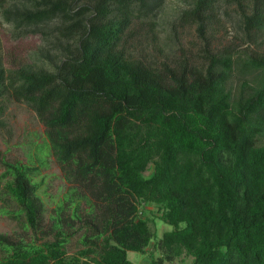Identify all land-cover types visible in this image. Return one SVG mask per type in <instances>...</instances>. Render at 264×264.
Returning <instances> with one entry per match:
<instances>
[{
  "label": "trees",
  "instance_id": "16d2710c",
  "mask_svg": "<svg viewBox=\"0 0 264 264\" xmlns=\"http://www.w3.org/2000/svg\"><path fill=\"white\" fill-rule=\"evenodd\" d=\"M225 2L239 10L247 40L264 37V0ZM163 3L0 0L14 37L41 36L49 49L38 53L50 67L42 60L6 68L0 52V116L10 96L45 128L28 162L0 151V213L25 233L42 231L37 177L48 156L71 185L51 215L52 238L0 233V264H133L127 251L143 252L154 237L141 203L156 205L171 226L149 264L182 255L192 256L188 264H264V52L209 50L220 0H190L177 21L195 26L204 66L149 63L127 45L140 36L154 42L152 18ZM235 71L242 78L233 98L227 82ZM254 72L252 85L244 76ZM77 231L82 248L68 254Z\"/></svg>",
  "mask_w": 264,
  "mask_h": 264
},
{
  "label": "rangeland",
  "instance_id": "374dc122",
  "mask_svg": "<svg viewBox=\"0 0 264 264\" xmlns=\"http://www.w3.org/2000/svg\"><path fill=\"white\" fill-rule=\"evenodd\" d=\"M220 3L218 21L213 23L206 33L209 50L217 52L228 48L235 49V57H245L244 53H263L264 37L258 38L255 42L247 40L239 27L240 17L236 5L225 2V0H220ZM188 8H190V0H164L163 5L152 18L156 24L153 31L155 34L154 42L146 36L129 40L127 47L132 54L149 63H154V65H160L161 61L173 65L176 61L185 58L189 65L204 66V60L200 57L204 45L197 35L195 26L180 25L177 21V16ZM132 28L134 34L139 30L137 24H134ZM140 33L142 34L143 31L139 30ZM43 48L46 49L48 46L39 34L20 38L14 37L12 27L0 17V52L6 68H16L19 65L30 63L42 64V60H44L45 66L50 68L49 65H46L48 59L42 53H38ZM48 52L50 55L54 54L51 49ZM36 59H40V61L37 62ZM244 77L252 85H255L259 73L245 74ZM240 78L242 75L235 71L227 82V88L233 98L239 94ZM3 104L4 109L0 116V151L9 161L19 160L26 163L29 161V155L32 156L35 153V143L42 141L45 128L36 113L24 102L6 96ZM263 143L264 139L261 138L258 144ZM2 170L3 168L0 167V173ZM149 172L150 170L145 171L144 175H148ZM37 180L41 181L38 193L44 204L42 231L33 233L29 229L25 233L15 218L0 213V233L7 234L15 240L20 237L25 240L34 237L37 242H40L52 238V234L49 232L51 215L54 214V208L71 185L63 178L60 167L53 156L47 157L46 166L41 168ZM1 187L2 182L0 189ZM2 204L4 203L0 199V206ZM81 206L83 210L87 208L83 200ZM140 210L142 211L141 217L151 219L149 225L154 237L143 252L127 251V257L133 264H149L151 255L156 258L161 255V251L155 247V244L163 232L170 230L171 226L158 218L156 205L141 203ZM78 226L79 224L75 222L74 227L77 228ZM80 233L77 231L67 243L68 254L82 248L78 241ZM191 260L192 256L182 255L172 262H165L164 264H188Z\"/></svg>",
  "mask_w": 264,
  "mask_h": 264
}]
</instances>
